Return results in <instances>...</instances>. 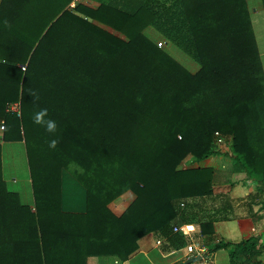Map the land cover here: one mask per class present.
<instances>
[{
    "label": "trees",
    "instance_id": "obj_1",
    "mask_svg": "<svg viewBox=\"0 0 264 264\" xmlns=\"http://www.w3.org/2000/svg\"><path fill=\"white\" fill-rule=\"evenodd\" d=\"M90 1L98 7L0 0V246L9 247L0 248V264L124 262L149 234L180 248L176 222L207 219L202 227L212 228L227 211L214 196L222 174L180 169L188 158L221 154L216 132L230 138L222 154L256 183L249 205L264 214V70L246 0ZM146 29L198 71L158 48ZM16 102L20 116L8 111ZM1 142L25 145L34 213L7 191ZM63 171L85 190L83 214L62 210ZM127 192L134 201L117 216L109 205ZM210 206L212 214L203 212ZM256 246L236 247L264 253Z\"/></svg>",
    "mask_w": 264,
    "mask_h": 264
},
{
    "label": "crops",
    "instance_id": "obj_2",
    "mask_svg": "<svg viewBox=\"0 0 264 264\" xmlns=\"http://www.w3.org/2000/svg\"><path fill=\"white\" fill-rule=\"evenodd\" d=\"M80 4L91 8H97L98 4L90 0H80ZM252 27L257 24L258 29L264 25V6L262 0H246ZM261 30V29H260ZM147 29L145 30L146 34ZM257 42V41H256ZM258 46V44H257ZM2 132L0 131V138ZM228 149L202 162L196 163L192 158L182 163L181 170L210 169L222 174L224 183L214 188V196H221L220 202L225 203L227 211L223 213L224 220L214 222L212 228L202 227V223L194 218L192 221L183 223L176 222L175 227L183 225L192 226L190 237H185L184 244L180 248L169 249L167 242L160 241L154 234L142 237L138 241L137 251L124 262L116 257H90L86 264H264V253L257 256L253 252L239 254L236 246L243 241L255 240L258 242L256 250L264 247V214L260 204L249 205V197L256 194V183L246 180L242 173L234 172V162L222 153ZM190 161V162H189ZM189 162V164H187ZM1 171L2 178L6 184L7 191L19 197L20 204L28 207L30 213L35 212L34 197L31 186V178L28 167L26 149L23 142L4 143L1 142ZM224 175L231 176L232 182L226 180ZM72 177L66 171L61 175V207L65 213L83 214L86 211V193L81 187L72 182ZM234 181V182H233ZM82 193V197L80 195ZM134 201V195L125 193L109 205L110 210L117 216L122 214ZM211 202V201H210ZM213 207L210 206L203 211L212 214ZM205 209V208H204ZM254 215L261 216V221H252ZM208 217V216H207ZM193 241L198 246H204L212 254L209 260L199 256H189L185 248ZM161 242L157 246V242ZM220 249L216 250V246ZM226 245V246H224ZM8 252V246L0 248ZM28 249H30L28 247ZM236 259L231 261L232 254ZM3 253L1 256H4ZM200 258V259H199ZM196 259L194 262L190 260ZM199 259V260H198ZM190 262V263H189Z\"/></svg>",
    "mask_w": 264,
    "mask_h": 264
},
{
    "label": "built area",
    "instance_id": "obj_3",
    "mask_svg": "<svg viewBox=\"0 0 264 264\" xmlns=\"http://www.w3.org/2000/svg\"><path fill=\"white\" fill-rule=\"evenodd\" d=\"M80 0H76V2H73L71 5H70V8L71 9H74L75 5L77 3H79ZM157 47L158 48H162L163 47V43L162 42H159L157 44ZM24 70V68H23ZM8 111L9 112H12V113H15L17 116H20V103H14V104H11L8 106ZM4 130V123L1 122L0 123V131L3 132ZM214 144L216 146V148L220 149L221 151L223 150H226L229 148V145H230V138L228 137H225L223 135H221L220 133L216 132L214 133ZM192 226L190 225H183V226H180V227H173V232L174 233H177V234H181L182 236L184 237H190V234L192 232ZM161 245V242H157V246H160ZM185 251H186V254L189 255V256H199L200 258L202 259H205V260H209L211 258V253L207 250L206 247L204 246H198L196 244L193 243V241L191 240L190 243L186 246L185 248Z\"/></svg>",
    "mask_w": 264,
    "mask_h": 264
},
{
    "label": "rangeland",
    "instance_id": "obj_4",
    "mask_svg": "<svg viewBox=\"0 0 264 264\" xmlns=\"http://www.w3.org/2000/svg\"><path fill=\"white\" fill-rule=\"evenodd\" d=\"M253 30H254L255 38L258 44L260 59H261L263 70H264V25H261V28L258 29L257 24H255L254 22ZM146 35L150 39L154 40L157 44L159 42H162L163 47L161 49L166 51L174 60H176L179 64H181L184 68H186L190 73L195 74L198 71V66L196 63H194L189 57H187L185 54H183L181 51H179L175 47L167 44L161 37L157 35V33L152 31L151 29H147ZM186 161H188V159H186L184 162ZM189 162H187V164H189ZM230 177L231 176L224 175V178L226 180L232 182ZM71 180L74 184H76L77 187L81 188V185L74 178H72ZM80 196L82 197L81 191H80L79 197Z\"/></svg>",
    "mask_w": 264,
    "mask_h": 264
},
{
    "label": "clouds",
    "instance_id": "obj_5",
    "mask_svg": "<svg viewBox=\"0 0 264 264\" xmlns=\"http://www.w3.org/2000/svg\"><path fill=\"white\" fill-rule=\"evenodd\" d=\"M43 115H44V112H41V113L37 114L35 122H36V123H42L43 121H42L41 117H42ZM46 124H47V130H48L49 132L55 130L56 124H55L54 121L49 120V121L46 122ZM55 143H56V142L53 141V142L50 144V147H55Z\"/></svg>",
    "mask_w": 264,
    "mask_h": 264
},
{
    "label": "water",
    "instance_id": "obj_6",
    "mask_svg": "<svg viewBox=\"0 0 264 264\" xmlns=\"http://www.w3.org/2000/svg\"><path fill=\"white\" fill-rule=\"evenodd\" d=\"M199 259H200V258H199ZM199 259H198V260H199ZM194 261H196V259H192V260H190V262H194ZM190 262H189V263H190Z\"/></svg>",
    "mask_w": 264,
    "mask_h": 264
}]
</instances>
